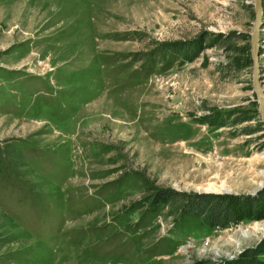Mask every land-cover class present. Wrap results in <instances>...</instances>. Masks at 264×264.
<instances>
[{
  "label": "rangeland",
  "instance_id": "obj_1",
  "mask_svg": "<svg viewBox=\"0 0 264 264\" xmlns=\"http://www.w3.org/2000/svg\"><path fill=\"white\" fill-rule=\"evenodd\" d=\"M254 20L253 0H0V264H264ZM258 43L264 88V0ZM157 189L256 203L213 225Z\"/></svg>",
  "mask_w": 264,
  "mask_h": 264
},
{
  "label": "trees",
  "instance_id": "obj_2",
  "mask_svg": "<svg viewBox=\"0 0 264 264\" xmlns=\"http://www.w3.org/2000/svg\"><path fill=\"white\" fill-rule=\"evenodd\" d=\"M156 193L167 198L169 205L174 203L183 211L203 216L213 225L235 223L240 217L233 212V205L243 209L244 214H251L256 203L253 197L239 199L212 193L185 194L168 189H157Z\"/></svg>",
  "mask_w": 264,
  "mask_h": 264
},
{
  "label": "water",
  "instance_id": "obj_3",
  "mask_svg": "<svg viewBox=\"0 0 264 264\" xmlns=\"http://www.w3.org/2000/svg\"><path fill=\"white\" fill-rule=\"evenodd\" d=\"M255 20L251 29V54L253 60V88L256 93L257 101L259 103V112L264 124V88L261 87L260 72H259V31L261 27L262 18V0H253Z\"/></svg>",
  "mask_w": 264,
  "mask_h": 264
}]
</instances>
